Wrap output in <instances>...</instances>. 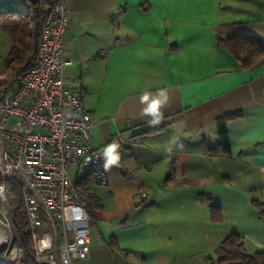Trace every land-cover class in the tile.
I'll return each instance as SVG.
<instances>
[{"label": "crops", "instance_id": "obj_1", "mask_svg": "<svg viewBox=\"0 0 264 264\" xmlns=\"http://www.w3.org/2000/svg\"><path fill=\"white\" fill-rule=\"evenodd\" d=\"M238 34L264 45L263 0H70L64 78L84 94L107 180L87 258L73 264H215L231 235L264 252V57L242 70L216 43ZM161 93L157 114L145 112ZM231 115L226 156L217 121ZM113 143L119 162L105 169Z\"/></svg>", "mask_w": 264, "mask_h": 264}, {"label": "built area", "instance_id": "obj_2", "mask_svg": "<svg viewBox=\"0 0 264 264\" xmlns=\"http://www.w3.org/2000/svg\"><path fill=\"white\" fill-rule=\"evenodd\" d=\"M35 1L46 13L36 54L14 87L0 89V178L11 181L0 182V259L14 264L23 255L11 218L14 184L35 264H73L87 258L94 190L107 180L92 150L84 94L64 78L70 0Z\"/></svg>", "mask_w": 264, "mask_h": 264}, {"label": "trees", "instance_id": "obj_3", "mask_svg": "<svg viewBox=\"0 0 264 264\" xmlns=\"http://www.w3.org/2000/svg\"><path fill=\"white\" fill-rule=\"evenodd\" d=\"M23 9L26 10V14ZM28 16L30 20H28ZM45 17L46 13L35 0H0V33L5 34L11 43L10 50L3 62L5 72L11 77L10 83L5 88L14 86L16 77L34 58L39 44V32ZM216 43L232 55L242 70L250 69L264 57V45L247 34H238L225 39L217 38ZM231 117L233 115L217 121L218 146L226 156H230L231 151L224 121ZM2 181L11 182L0 178V182ZM12 190L14 195V206L11 213L12 224L23 251L21 260L15 261L14 264H35L32 242L26 231L20 191L14 184ZM210 214L212 222L222 221L219 206H210ZM259 214L261 218H264L262 211L259 210ZM213 256L215 264H264V252L248 255L241 238L236 235H231L222 241L214 249Z\"/></svg>", "mask_w": 264, "mask_h": 264}, {"label": "clouds", "instance_id": "obj_4", "mask_svg": "<svg viewBox=\"0 0 264 264\" xmlns=\"http://www.w3.org/2000/svg\"><path fill=\"white\" fill-rule=\"evenodd\" d=\"M161 98L154 99L151 104L148 106V108L145 109V112L151 113L153 115H156L158 112V109L165 104L167 97L164 95V93L160 94ZM144 99L147 100L148 96L145 95ZM119 145L113 143L109 145L104 152V157L103 159L105 160L104 167L105 169H108L112 167L113 165H117L119 162V153L117 152Z\"/></svg>", "mask_w": 264, "mask_h": 264}, {"label": "rangeland", "instance_id": "obj_5", "mask_svg": "<svg viewBox=\"0 0 264 264\" xmlns=\"http://www.w3.org/2000/svg\"><path fill=\"white\" fill-rule=\"evenodd\" d=\"M0 36L5 38V40H7V42H8L7 37L3 33H0ZM2 48H3V45H2V42L0 41V82L11 80L9 74L7 72H5V70L3 68V62H4V58L6 56V51H4V49L2 50ZM5 48H6V46H5ZM13 124H14V121L12 120V121H10L9 126H12ZM70 175L73 176V173L71 172ZM0 218L2 219L1 216H0ZM0 260H2V259H0Z\"/></svg>", "mask_w": 264, "mask_h": 264}, {"label": "bare ground", "instance_id": "obj_6", "mask_svg": "<svg viewBox=\"0 0 264 264\" xmlns=\"http://www.w3.org/2000/svg\"><path fill=\"white\" fill-rule=\"evenodd\" d=\"M5 239V236H4V234L2 233V234H0V239ZM17 251V249L16 248H13L12 250H11V253H10V255H9V259L11 260L12 258H13V256H14V254H15V252ZM0 264H10L9 262H7V260H0Z\"/></svg>", "mask_w": 264, "mask_h": 264}]
</instances>
